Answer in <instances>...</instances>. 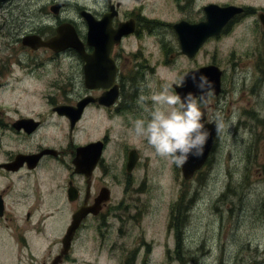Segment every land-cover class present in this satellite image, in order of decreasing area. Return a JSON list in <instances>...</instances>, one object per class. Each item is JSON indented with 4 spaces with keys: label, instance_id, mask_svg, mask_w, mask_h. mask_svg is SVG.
<instances>
[{
    "label": "flooded vegetation",
    "instance_id": "af4514ba",
    "mask_svg": "<svg viewBox=\"0 0 264 264\" xmlns=\"http://www.w3.org/2000/svg\"><path fill=\"white\" fill-rule=\"evenodd\" d=\"M122 1H97L99 9L86 6L77 17L58 0H0V264L73 260L75 242L91 220L119 215L110 207L114 165L121 164L117 184L135 189L142 156L125 135L114 136L113 120L148 104L138 94L147 73L155 77L160 66L192 62L181 68L180 80L204 68L209 40L221 41L264 14L247 0L211 3L243 12L195 50L201 37L195 26L207 20L204 0H176L183 17L170 24L149 19L147 8L137 5L123 13ZM156 27L170 29L175 48L164 46ZM182 31L189 45L183 46ZM76 35L83 52L72 45ZM153 35L159 57L146 46ZM79 213L86 216L66 254L64 239Z\"/></svg>",
    "mask_w": 264,
    "mask_h": 264
},
{
    "label": "rangeland",
    "instance_id": "374dc122",
    "mask_svg": "<svg viewBox=\"0 0 264 264\" xmlns=\"http://www.w3.org/2000/svg\"><path fill=\"white\" fill-rule=\"evenodd\" d=\"M43 2L51 0H40ZM70 4L74 16L86 6L99 9L103 0H58ZM229 0H204L226 3ZM122 12L137 5L149 19L164 24L183 17L176 0H123ZM249 2V3H248ZM78 4L73 8L71 4ZM264 9V0H247ZM244 3V4H246ZM82 6V7H79ZM165 47L175 48L168 27H156ZM155 35V34H154ZM147 37L146 46L159 57V39ZM156 48H154V47ZM202 61L223 72L222 93L210 95L206 121L217 117L226 130L218 134L211 160L186 180L182 167L158 157L132 133L133 122L146 117L151 96L179 81L181 68L192 62L160 66L149 73L139 95L148 99L136 112L116 118L114 136L125 135L142 156L134 190L115 181L121 164L109 175L110 214L103 223L91 220L75 242L74 259L64 264H264V26L251 18L220 40L206 43ZM181 70V71H180ZM140 104V103H139ZM252 110V111H251ZM236 122L232 124V118ZM125 126H123V124ZM129 123L132 126H129ZM183 199V200H182ZM121 205V206H120Z\"/></svg>",
    "mask_w": 264,
    "mask_h": 264
},
{
    "label": "clouds",
    "instance_id": "9594fccd",
    "mask_svg": "<svg viewBox=\"0 0 264 264\" xmlns=\"http://www.w3.org/2000/svg\"><path fill=\"white\" fill-rule=\"evenodd\" d=\"M175 84L182 87L185 77ZM191 79L200 90L195 96L189 92L181 97L176 91L165 87L151 96V107L146 109V117L133 122L132 133L138 139H143L161 159L169 160L178 167L186 164L190 158H199L209 138V131L202 122L204 113L201 105L206 98L213 94V82L203 73L194 72ZM143 98H141L142 102ZM236 122L232 118V124ZM217 134L226 130L221 117L213 120Z\"/></svg>",
    "mask_w": 264,
    "mask_h": 264
},
{
    "label": "water",
    "instance_id": "95a60500",
    "mask_svg": "<svg viewBox=\"0 0 264 264\" xmlns=\"http://www.w3.org/2000/svg\"><path fill=\"white\" fill-rule=\"evenodd\" d=\"M205 11H206L207 20L203 24L199 26H195V28H198L199 31L201 29V35H199L201 37L196 36V38L199 37V39L196 42L195 50L203 42L206 43L208 39L220 35V33L222 32L224 26L228 23V21L232 19L234 16H236L237 14L242 13L243 8L238 7V6H224L223 7L218 4H209L205 7ZM261 22L262 24H264V14L261 15ZM202 30H203V34H202ZM185 32L186 31L181 32V41H182L183 46L189 45L191 41L190 36H187V32L186 33ZM195 32H197V29L195 30ZM59 37L61 39L65 38L63 35H60ZM72 40H73L72 45L74 47H77L83 52V44L80 41L79 37L77 35L73 36ZM55 41H58V40L49 42L47 45L53 46V43ZM190 55H193V54H190ZM194 72L197 74V78L199 77V74L203 73L204 75L208 77L210 81L213 82V88H214L213 95L217 96L221 93L223 72L218 66L211 65V66H207L202 69H199L197 71H192L188 73V75L185 77L184 85L182 87H177V86L174 87L176 92L182 98L185 97L189 92H191L195 96L200 95V90L197 88L196 84L191 79V75ZM208 98L209 96L206 98L205 100L206 102H208ZM203 113H204V118L202 122L205 123V127L209 131L210 135L207 140L206 146L204 148L203 155L200 156L199 158H194V157L190 158L189 161L182 166V173L186 180L192 179L196 175V173L200 171L206 165L214 149L216 139L218 136L216 129H215V125L208 123L206 121L207 119L206 111L203 110ZM130 167L131 166L129 165V168ZM85 216H86L85 213L84 214L79 213L74 216L73 223L71 227L69 228L67 235L64 239V247H65L64 253L67 254L69 249L71 248L72 240L74 239L76 230L78 229L80 222Z\"/></svg>",
    "mask_w": 264,
    "mask_h": 264
},
{
    "label": "trees",
    "instance_id": "16d2710c",
    "mask_svg": "<svg viewBox=\"0 0 264 264\" xmlns=\"http://www.w3.org/2000/svg\"><path fill=\"white\" fill-rule=\"evenodd\" d=\"M211 160V159H210ZM183 200V199H182Z\"/></svg>",
    "mask_w": 264,
    "mask_h": 264
}]
</instances>
